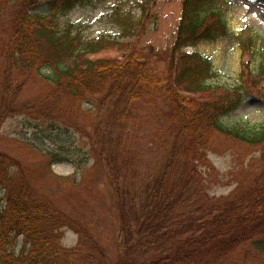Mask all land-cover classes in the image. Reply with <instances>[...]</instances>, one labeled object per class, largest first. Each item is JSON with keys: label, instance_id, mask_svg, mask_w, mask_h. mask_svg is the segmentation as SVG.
Segmentation results:
<instances>
[{"label": "trees", "instance_id": "16d2710c", "mask_svg": "<svg viewBox=\"0 0 264 264\" xmlns=\"http://www.w3.org/2000/svg\"><path fill=\"white\" fill-rule=\"evenodd\" d=\"M219 1L227 4L182 0L176 38L161 67L163 58L152 48H132L123 60L97 58L99 45L73 37L72 25L60 30L58 14L86 0H0V17L15 4L0 46V140L6 137L3 123L20 115L81 133L113 188L119 251L111 258L81 220L40 194L22 177L20 164L0 151V264H223L241 245L264 242V170L240 182L251 183L241 195L220 197L209 194L201 170H214L208 153L215 135L264 149V127L252 134L225 123L240 96H215L219 87L208 83L211 60L196 49L187 50L230 34ZM120 22L133 35L134 22ZM242 40L243 52H250L254 39ZM47 67L51 73L42 81L52 88L41 99L46 102L40 107V102L15 101L17 84ZM256 75V81H264V62ZM83 103L93 105L83 112L91 123L65 124L64 115L75 117ZM143 117L146 129L138 123ZM148 134L155 137L147 147L163 152L154 175L134 171L142 157L139 142L150 139ZM44 156L49 168L56 161L71 162L59 154ZM49 172L51 179L40 181L52 194L57 190L69 197V188H81L74 176ZM67 228L79 235L75 247L62 243Z\"/></svg>", "mask_w": 264, "mask_h": 264}, {"label": "rangeland", "instance_id": "374dc122", "mask_svg": "<svg viewBox=\"0 0 264 264\" xmlns=\"http://www.w3.org/2000/svg\"><path fill=\"white\" fill-rule=\"evenodd\" d=\"M218 4L224 13L230 34L203 40L196 47H187V50L196 49L211 60L213 75L208 79V83L219 87L215 96L226 93L240 96L239 106L224 117L225 123L240 131L258 133L264 127V100L261 96L264 81L255 80L258 69L264 62V0H227V4L221 1ZM14 6L15 4H10L1 14L0 46L1 39L10 25ZM181 9L182 0H86L84 4H79L68 12L59 13L57 18L60 30L72 25L70 28L73 37L87 45H99L101 51L94 55L97 58L123 60L132 48L142 50L145 47L148 52L149 48H152L157 52L156 55L163 58L160 61L163 67L167 63L166 55L176 38ZM120 21L134 22L136 31L133 35L126 32V26ZM248 36L254 39V44L250 52H243L242 39ZM2 56L0 50V57ZM49 73L51 68L48 67L41 73H34L24 85L22 78L16 77L15 79L22 83L19 86V83L17 84L18 89L15 90L13 99L18 100V103L40 102L41 107L46 102L41 99L52 88L50 84L42 81L47 79ZM92 106L91 103H83L82 111L73 118L64 115L65 111L61 105L57 110L62 111L65 116V124L85 125L91 123L92 118L84 120L83 112ZM138 123L142 129L148 127L144 117ZM58 125L61 128L40 121H29L22 115L10 118L1 127V132L6 137L0 140V151L20 164L22 177L29 179L40 194L44 193L60 205L63 211L66 210L68 214L81 220L94 238L106 246L109 255L114 259L119 254L116 246L118 220L107 170L105 167L96 166V154L94 155L88 140L83 138L81 133L74 128L70 130L67 129L70 127ZM148 135L150 139L139 142L143 148L142 157L138 154L139 160L134 171L154 175L160 168V165H157L160 161L156 163L157 157L163 152L147 147L146 144L151 145L152 138L155 137ZM159 139L161 143L164 141ZM25 144L36 148L31 151ZM45 153L59 154L71 162L56 161L49 168ZM208 156L214 170H201L208 192L212 196H229L233 193L241 195L251 183L240 182L245 179L252 180L264 170L263 146L250 145L241 140L215 135ZM50 169L56 175L74 176L81 188L70 189V185L65 187L69 188V197L57 194V190L54 194L47 191L42 187L40 179L46 177V180H50ZM137 181L140 183L141 177H137ZM78 240L79 235L75 230H64V246L75 247ZM22 244L23 240H20L18 252ZM223 264H264V242H247L241 245Z\"/></svg>", "mask_w": 264, "mask_h": 264}]
</instances>
